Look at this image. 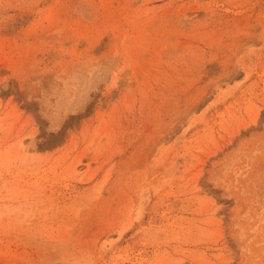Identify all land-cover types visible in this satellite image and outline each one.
Here are the masks:
<instances>
[{
  "label": "rangeland",
  "instance_id": "1",
  "mask_svg": "<svg viewBox=\"0 0 264 264\" xmlns=\"http://www.w3.org/2000/svg\"><path fill=\"white\" fill-rule=\"evenodd\" d=\"M0 264H264V0H0Z\"/></svg>",
  "mask_w": 264,
  "mask_h": 264
}]
</instances>
